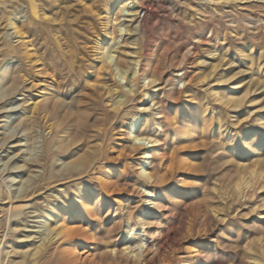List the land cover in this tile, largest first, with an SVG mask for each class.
<instances>
[{"label": "rangeland", "instance_id": "rangeland-1", "mask_svg": "<svg viewBox=\"0 0 264 264\" xmlns=\"http://www.w3.org/2000/svg\"><path fill=\"white\" fill-rule=\"evenodd\" d=\"M260 53L264 0H0V138L10 146L7 157L0 146V262L13 244L24 246V264H264V97L243 81L226 103L224 81L242 68L264 85ZM85 80L115 92H70L55 109L42 101L51 86L71 91ZM153 95L163 97L159 124ZM28 99L40 103L38 116L22 114ZM140 122L141 152L156 137L165 160L156 154L148 166L126 151ZM59 160L85 167L59 175ZM30 176L25 201H14ZM64 189L59 225L86 222V237L33 255L37 245L13 229ZM82 190L91 205L77 200Z\"/></svg>", "mask_w": 264, "mask_h": 264}, {"label": "bare ground", "instance_id": "bare-ground-1", "mask_svg": "<svg viewBox=\"0 0 264 264\" xmlns=\"http://www.w3.org/2000/svg\"><path fill=\"white\" fill-rule=\"evenodd\" d=\"M34 11H35V9H34ZM99 54H100V59L103 62V65L106 64V61L104 60L102 52H99ZM260 55H261V57L264 56L261 53H260ZM252 61H253V59H252ZM236 66H237V68H239L238 64ZM249 72L244 70V69H242V68H240L238 71H236L233 74L234 76L238 75L240 77V79L238 78L239 80H234L233 79L234 76L227 77V78L224 79V81L226 83H228V86H229V92H228V96H227L228 99H227L226 103H230V102H233V101L236 100L235 94L237 93V91L235 89V85H237V84H239L240 82H243V81L245 82V84H249L251 86L256 87L258 90H260L261 91V96L264 97V85H262L263 83L260 84L259 81L255 80L253 75H249ZM12 73H13V71H12ZM7 74H8V71H7L6 75H4V76L7 77L8 76ZM105 78L109 79L107 75L105 76ZM2 83H3V80H2ZM71 85H72V87L70 89L71 91H67V89H65L63 87H61L62 88L61 91L60 90L58 91V90H56V88H52V86L47 91L43 90L42 94H41L42 101H44L48 105L49 108L55 109L57 107V104H58V102L60 100H61L60 102H64L65 101L66 104L70 103L66 99V97L70 96L69 95L70 92L73 93V98L75 96H84V95H86V93L90 89H93V90L95 89V92L99 91L100 93H103L104 95L105 94L106 95H110L112 92H115V90H113V88L110 85L106 84V83L105 84H98L96 82H91L90 80L78 81V82H75L74 84H71ZM59 89H60V86H59ZM64 91H66V92H64ZM64 93H66L67 95H65ZM61 95H65V97H61ZM160 97L157 96V95H153L152 98H151V101H153L155 105H158V110L155 113L161 115L159 117V119H157V121H156L158 124L160 122V118L163 117L162 106L160 105V103L162 101L161 98H163V97H161V98ZM243 97H245V94L243 95ZM77 98H79V97H77ZM33 103L30 101V99L25 100V106H24V108L22 110V114L23 115L31 114L33 117L38 116L37 115V111L38 110L40 111V109H39L40 108V103H34V104ZM121 106H122V103L118 102L117 106H115L116 107V111H120ZM43 119L46 120V117L43 116ZM142 125L143 124L141 122L138 123V124L134 123L133 126L131 127V130L130 131L127 130V132H126L127 139L126 140L127 141L129 140L130 143H129V145H127L126 151L131 154L130 156H133V157H135L137 155H140L142 153L143 156H144L143 158H147L148 159V161H147V165L148 166L152 163V159H153L154 156H156V154H158L161 157L162 160H165L168 157V154H167L168 151L165 148V144H163L161 142V139H159V138L157 139L156 137H151L149 139V142L152 143L151 148H146V150L144 152H141L142 147L145 145V140H146L144 137L140 136V131L142 129ZM158 128H160V127H158ZM158 132H159V130H158ZM128 135H129V137H128ZM130 135L133 136V140H132L133 143L131 141V136ZM8 142L3 140L2 138H0V146L1 145H3V146L6 145V150L3 151V152H5V155H2V156H6V153H8V151H9L10 146H8V144H7ZM256 142H258V143L261 142V145L259 146V148L264 147V132H263V134L260 137H258L256 139ZM262 142H263V144H262ZM59 145L60 144H57L56 146H57V148L60 149ZM174 156H175V149L172 148L171 152L169 153V157L171 159H174ZM59 162H60V160H59ZM6 163H8V162L6 161ZM89 164L93 165V167H97L96 165L98 163H97L96 159H92V160H90ZM83 165L84 164L80 165L77 162H74V163L71 164V167L73 169H81L82 167H85ZM69 167H70V165H68L67 163L60 162L58 164V166L55 167V170H56V173H58L59 175H62V174L68 173V168ZM16 169L18 170V172L23 174V171L25 170V167H24V165H18L17 164ZM143 172H147V169L145 167L143 169ZM47 173H48V169L45 168L43 176H42L43 182H44L45 179H47L46 178ZM149 174L150 173L148 172V176L149 177L152 176V174H150V175ZM32 177L33 176H30L29 178H25V179L21 178L19 180L20 188L16 189L17 192L15 193L16 195L13 197V200L16 199L17 201H22V202L25 201V197L26 196L23 193H21L22 186L24 184L30 183L32 181V179H33ZM114 180H116V179H114ZM109 181H110V179H109ZM115 182H117V181H115ZM115 182H113V181H111L110 183L108 182V184H109V185L107 184L108 188L109 187H115L116 186ZM53 184H54L53 181H47V182H44L42 184L41 189L42 190L44 189L45 191L43 193H41V194L44 195V197L47 196L45 193H47V190L49 189V186H51ZM106 188H104V189H106ZM82 191H83V194L78 196L77 200H79L80 203H86L88 205H91L90 203H91V201L93 199V194H91L89 192H86L84 190H82ZM114 191H116V190L114 189ZM70 198L71 197H69L67 189L61 190V192H57V194H56V196H55V198L53 200H48L47 201V203L45 205V209L43 210V212H41L39 215L33 216V218H36L35 220L31 221L30 223L27 222L24 225L25 228H15V229H13V231H19V232L24 231L25 234L23 235V238L20 240L21 242H25V241H28V239H31L30 241H32V245H37V246L34 247V250H36V251H35V253H33V255L40 254V253L43 254L46 250H48V248H50L51 245H53L54 243H57L60 240H62L64 243L68 244V243H71V242H75L77 240L82 241V239H84V237H86L87 230H86V228H82L84 225L87 224L86 222H83V226L82 227L81 226L80 227H75V226L74 227H67V226H64V225H59V221H60V217H61L60 214H61V212L64 209H66L67 207L70 206V202H68V200ZM16 200H14V201H16ZM92 211H94V210H92L91 207H87L85 209V212L88 215H90V213ZM15 215L16 216H18V215L21 216V212L18 210V211H16V213H14V216ZM37 218H39V220ZM34 224H37V226H35ZM34 227H39L40 230H36ZM168 236H169V234H168ZM157 242L160 243L159 240H157ZM22 247H24V246L23 245H14L13 246V244H10V246L8 247V248H12V250L9 252L10 255L8 257L6 256L3 260H1L0 264H24L25 259H23L21 261H17L19 259V257L22 256L21 255L23 253L22 250H21ZM198 260H199L198 256L197 257H192V261H193L192 264H197ZM26 261H27V259H26ZM149 263H151V262H149ZM149 263L147 262V264H149ZM33 264H38V262L35 261ZM54 264H71V260L68 259L67 257H64L63 259H61L60 261H58V262H56Z\"/></svg>", "mask_w": 264, "mask_h": 264}]
</instances>
